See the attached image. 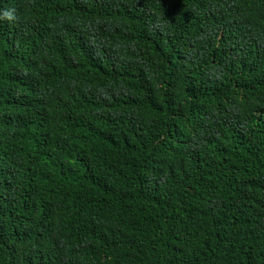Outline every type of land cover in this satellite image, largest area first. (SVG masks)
Instances as JSON below:
<instances>
[{"label":"trees","instance_id":"1","mask_svg":"<svg viewBox=\"0 0 264 264\" xmlns=\"http://www.w3.org/2000/svg\"><path fill=\"white\" fill-rule=\"evenodd\" d=\"M0 264H264V0H0Z\"/></svg>","mask_w":264,"mask_h":264},{"label":"clouds","instance_id":"2","mask_svg":"<svg viewBox=\"0 0 264 264\" xmlns=\"http://www.w3.org/2000/svg\"><path fill=\"white\" fill-rule=\"evenodd\" d=\"M14 18V14L11 10L4 11L2 14H0V21L7 20L9 22H12Z\"/></svg>","mask_w":264,"mask_h":264}]
</instances>
